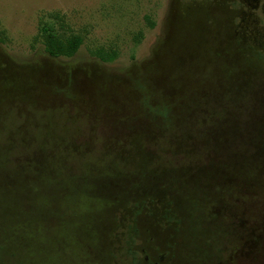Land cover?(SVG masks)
<instances>
[{"label": "rangeland", "instance_id": "374dc122", "mask_svg": "<svg viewBox=\"0 0 264 264\" xmlns=\"http://www.w3.org/2000/svg\"><path fill=\"white\" fill-rule=\"evenodd\" d=\"M243 12L0 0V264H264V24ZM42 29L81 45L49 57Z\"/></svg>", "mask_w": 264, "mask_h": 264}, {"label": "trees", "instance_id": "16d2710c", "mask_svg": "<svg viewBox=\"0 0 264 264\" xmlns=\"http://www.w3.org/2000/svg\"><path fill=\"white\" fill-rule=\"evenodd\" d=\"M41 37L43 52L52 58H70L75 54L81 45V39L78 36H70L65 40H60L52 33V31L45 29H42L41 31ZM101 60L106 62L110 60V57H101Z\"/></svg>", "mask_w": 264, "mask_h": 264}, {"label": "flooded vegetation", "instance_id": "af4514ba", "mask_svg": "<svg viewBox=\"0 0 264 264\" xmlns=\"http://www.w3.org/2000/svg\"><path fill=\"white\" fill-rule=\"evenodd\" d=\"M246 12H243L241 22L250 25L264 24V0H239ZM147 258H145V261ZM162 256L159 261H162ZM152 264H156L153 262Z\"/></svg>", "mask_w": 264, "mask_h": 264}]
</instances>
